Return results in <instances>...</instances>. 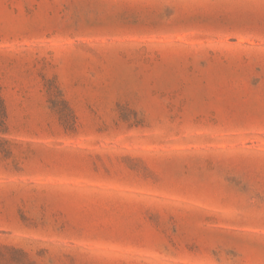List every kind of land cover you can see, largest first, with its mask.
I'll use <instances>...</instances> for the list:
<instances>
[{
	"label": "rangeland",
	"instance_id": "1",
	"mask_svg": "<svg viewBox=\"0 0 264 264\" xmlns=\"http://www.w3.org/2000/svg\"><path fill=\"white\" fill-rule=\"evenodd\" d=\"M0 264H264V0H0Z\"/></svg>",
	"mask_w": 264,
	"mask_h": 264
},
{
	"label": "trees",
	"instance_id": "2",
	"mask_svg": "<svg viewBox=\"0 0 264 264\" xmlns=\"http://www.w3.org/2000/svg\"><path fill=\"white\" fill-rule=\"evenodd\" d=\"M5 127V109L3 101L0 97V130H3Z\"/></svg>",
	"mask_w": 264,
	"mask_h": 264
}]
</instances>
